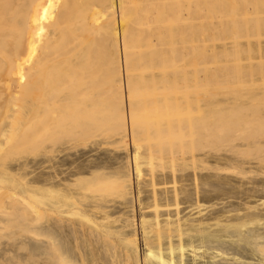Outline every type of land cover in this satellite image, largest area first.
Segmentation results:
<instances>
[{
    "label": "bare ground",
    "instance_id": "6f19581e",
    "mask_svg": "<svg viewBox=\"0 0 264 264\" xmlns=\"http://www.w3.org/2000/svg\"><path fill=\"white\" fill-rule=\"evenodd\" d=\"M229 2L0 0V262L11 247L35 264L264 261V117L251 109L264 89L224 95L251 103L220 112L207 91L188 105L173 49L203 32L172 23H221ZM13 215L31 237L2 240Z\"/></svg>",
    "mask_w": 264,
    "mask_h": 264
},
{
    "label": "rangeland",
    "instance_id": "374dc122",
    "mask_svg": "<svg viewBox=\"0 0 264 264\" xmlns=\"http://www.w3.org/2000/svg\"><path fill=\"white\" fill-rule=\"evenodd\" d=\"M224 7L225 8L223 9L222 13L224 18L221 23L218 17H215L213 19V24L208 23V21L203 18L204 11H201L195 13V18H193L195 19V21L191 18V20L195 23L191 22L190 19H187V23H184L185 21L183 23L181 22L183 26L178 23L176 24L177 26L173 23L171 24V28L173 30L177 29L178 26L183 28L188 27V29H191V25H193V28L194 24H197V26L201 25L202 28L200 27L198 31L201 32V34L203 32V35H200L203 36V38L201 39V41H198L199 43L197 45L194 41H190V38H187L184 43L179 40L173 39V44H175V47L173 46V49L175 48L174 51L176 50L177 52H175L177 54H183V57L181 58L184 68V80L182 83L183 93L185 95L189 94V97L191 96V94L193 95V98L191 99V96L190 100H187V103H190V101L192 100L190 104H192L193 102L195 106H197V104L199 106V102L203 100L202 97L205 100V98L212 96L216 100L217 112L224 111V109H226V107L229 105L245 106L251 103L250 101L246 100H241L238 102L227 100L229 101L228 103L220 102L219 100L224 95H237L240 94L238 92H248L251 91V89H264V51L263 49L260 50L258 48L262 46L264 48V0H230V2ZM200 17L203 18V21ZM200 21H202L203 24ZM189 23L191 24L190 26H188ZM212 31L214 33H212ZM211 34H213L214 36L216 35V37ZM152 38V41L155 42L156 39L154 37ZM177 41L178 43H176ZM155 43V46H153L157 50H162L165 46L162 45L161 47L159 41L157 40ZM183 44L185 45V48L183 49H185L186 51L182 49ZM230 44L235 45L234 50L221 51V45H227L229 47ZM192 45L195 47H193L195 50L199 51L196 57L195 54L190 55L192 49L190 47ZM248 45H250V48H247ZM213 46H215V48ZM212 47L214 49H212ZM181 50L182 52L180 53ZM143 53L147 55L149 54L148 51H143ZM191 56H194V58L190 59ZM156 72L158 73V70H156ZM144 75L149 76V73L145 72V74L143 73V76ZM69 78L70 76L68 74L63 76L61 84L64 87H67L69 85ZM192 91L193 93H195H190ZM205 92L208 94L211 93V95H207ZM196 93H199L198 97H201V100L198 99ZM202 93H205L207 97H205V95L203 96ZM194 95L196 96L195 99L198 100H193ZM204 102H200V105L203 106ZM17 103V111L14 117L10 118V121L15 126H21L22 122L25 121L24 112L29 106L32 105V100L31 98L29 99V96L28 98L22 97ZM189 103L188 105H190ZM194 105H191L193 110L195 109ZM251 109L253 111L252 116L254 117V120L264 117V98L255 99L254 102H252ZM94 132L95 131H93V133ZM33 141L34 139L32 138L28 139L30 145L33 144ZM216 145L219 147L222 146V144L218 145L215 143L214 146L217 147ZM21 148L19 149V152L21 151ZM10 221L13 226L10 224L9 226L11 227L7 229L8 231L6 230V232L8 233L7 236L9 237L6 239V236L2 240H7L10 242V240L18 241V239L21 238H27L28 236L31 237L28 231L30 229L33 230L34 228L33 225L27 224L28 220L25 217L13 215ZM18 227H21V229L19 230ZM1 246L2 244H0V252L2 250ZM10 251L13 253H11ZM8 252L12 257H4L3 260L1 259L0 264H35L31 259H27L25 256L22 257L19 256V254L15 256L17 249L13 250V247L8 249ZM18 252L21 251L19 250ZM240 257L245 258L242 256ZM245 259H247V261L249 262H254L255 264H264L262 263L264 261H261L259 259ZM229 261L233 260L230 259ZM198 263L207 264L205 260H200ZM186 264L189 263L187 262Z\"/></svg>",
    "mask_w": 264,
    "mask_h": 264
}]
</instances>
